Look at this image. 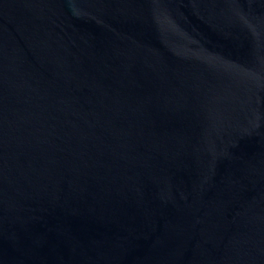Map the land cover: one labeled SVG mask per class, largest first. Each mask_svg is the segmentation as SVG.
Segmentation results:
<instances>
[{"label":"water","instance_id":"95a60500","mask_svg":"<svg viewBox=\"0 0 264 264\" xmlns=\"http://www.w3.org/2000/svg\"><path fill=\"white\" fill-rule=\"evenodd\" d=\"M0 264H264V0H0Z\"/></svg>","mask_w":264,"mask_h":264}]
</instances>
